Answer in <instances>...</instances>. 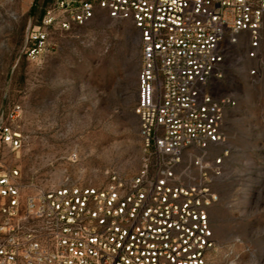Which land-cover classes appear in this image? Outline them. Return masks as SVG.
Masks as SVG:
<instances>
[{"label": "built area", "instance_id": "2783aa9c", "mask_svg": "<svg viewBox=\"0 0 264 264\" xmlns=\"http://www.w3.org/2000/svg\"><path fill=\"white\" fill-rule=\"evenodd\" d=\"M50 1L28 26L31 59L101 14L138 30L141 164L132 176L108 171L101 186L48 187L0 163V264H247L239 238L214 261L213 211L226 112L237 104L223 81L237 54L249 80L264 78V0ZM22 113L14 104L0 123V145L18 156Z\"/></svg>", "mask_w": 264, "mask_h": 264}, {"label": "rangeland", "instance_id": "374dc122", "mask_svg": "<svg viewBox=\"0 0 264 264\" xmlns=\"http://www.w3.org/2000/svg\"><path fill=\"white\" fill-rule=\"evenodd\" d=\"M50 0H0V123L14 104L23 113L19 156L0 145V163L21 167L42 186L73 181L101 186L108 171L127 177L141 164L137 100L141 43L130 21L104 14L55 34L58 47L39 59L26 53L28 26ZM264 33V25H263ZM237 54L223 87L237 104L224 123L228 156L213 211L221 263L228 245L242 240L243 261H264V78L252 82ZM246 248H249L247 251Z\"/></svg>", "mask_w": 264, "mask_h": 264}]
</instances>
